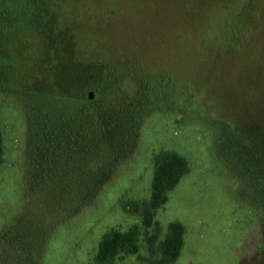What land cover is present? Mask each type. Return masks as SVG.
<instances>
[{
    "label": "rangeland",
    "instance_id": "obj_1",
    "mask_svg": "<svg viewBox=\"0 0 264 264\" xmlns=\"http://www.w3.org/2000/svg\"><path fill=\"white\" fill-rule=\"evenodd\" d=\"M53 5L60 30L71 31L74 66L108 61L121 76L114 102L139 112L123 157L89 191L87 178L46 179L34 167L26 176L28 120L0 92V264H94L104 232L141 226L120 205L149 197L160 150L189 166L156 214L163 232L171 221L185 226L174 264H264V0ZM156 74L176 83L171 97L127 96ZM114 264L145 263L133 255Z\"/></svg>",
    "mask_w": 264,
    "mask_h": 264
},
{
    "label": "trees",
    "instance_id": "obj_2",
    "mask_svg": "<svg viewBox=\"0 0 264 264\" xmlns=\"http://www.w3.org/2000/svg\"><path fill=\"white\" fill-rule=\"evenodd\" d=\"M53 7V0L0 1V92L19 101L28 120L26 176L34 167L46 179L57 174L62 180L87 178L90 191L99 185L105 168L123 157L139 109L137 103L114 102L121 76L108 68V61L74 66L71 31L60 30ZM164 81L162 74L148 76L134 82L127 96L171 97L176 83ZM91 90L96 94L92 101L87 99ZM3 163L0 124V169ZM188 172L187 160L177 152L154 154L149 197L120 205L141 226L104 232L94 264H114L133 255L145 264H174L184 247L185 226L171 221L163 232L156 214ZM142 244L146 255L139 254Z\"/></svg>",
    "mask_w": 264,
    "mask_h": 264
},
{
    "label": "water",
    "instance_id": "obj_3",
    "mask_svg": "<svg viewBox=\"0 0 264 264\" xmlns=\"http://www.w3.org/2000/svg\"><path fill=\"white\" fill-rule=\"evenodd\" d=\"M92 96H93L92 93H89V94H88V98H89V99H92Z\"/></svg>",
    "mask_w": 264,
    "mask_h": 264
}]
</instances>
